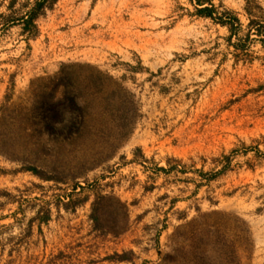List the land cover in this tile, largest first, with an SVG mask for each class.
<instances>
[{"label":"rangeland","instance_id":"rangeland-1","mask_svg":"<svg viewBox=\"0 0 264 264\" xmlns=\"http://www.w3.org/2000/svg\"><path fill=\"white\" fill-rule=\"evenodd\" d=\"M36 3L0 0V264H264V0H211L233 38L196 0Z\"/></svg>","mask_w":264,"mask_h":264},{"label":"trees","instance_id":"trees-1","mask_svg":"<svg viewBox=\"0 0 264 264\" xmlns=\"http://www.w3.org/2000/svg\"><path fill=\"white\" fill-rule=\"evenodd\" d=\"M58 1L59 0H37L36 6H35V11L33 12V14L35 16H38L35 12L46 7L47 3H50V5L52 6L53 4H56ZM196 1H197L198 5L200 7H202L200 9H198V13L200 15H202L203 17H206V18L213 19L224 27H228V29L231 32L230 38L236 37L238 35V29L237 28H238V25L240 24V20L237 16H235V14L233 12L225 11L221 18H216L214 16L215 8H214L213 4L211 3V0H196ZM207 4L209 6H206ZM55 94L53 93V95H49V98H45V103H47L49 101L50 106H52V107L56 106L59 101H58V98ZM28 121H32V119L29 118ZM33 124H37V123H33ZM48 124L50 126H53V127L54 126L55 127L56 126H63V125H65V121H64L62 116L58 117V118H57V116H54V117L52 116V118L50 120H48ZM69 124L75 125V122L73 121L72 123H69ZM34 173L36 175H39L35 171H34ZM95 212H96V209H94V212H93L91 218H92L93 222L95 223V228H99V220L96 217ZM49 219H50V213L48 212L42 218V221L47 223L49 221Z\"/></svg>","mask_w":264,"mask_h":264}]
</instances>
